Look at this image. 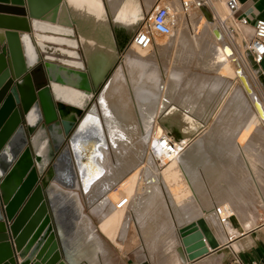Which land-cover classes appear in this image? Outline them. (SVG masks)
Segmentation results:
<instances>
[{"label":"bare ground","instance_id":"obj_1","mask_svg":"<svg viewBox=\"0 0 264 264\" xmlns=\"http://www.w3.org/2000/svg\"><path fill=\"white\" fill-rule=\"evenodd\" d=\"M130 2L126 3L125 0H121V3L120 1L118 3L122 6L118 7L114 0H107L111 20L114 24L123 28L121 20H131L133 4ZM183 4L186 7L188 2H183ZM167 9L169 11V8ZM200 9L203 10L201 7ZM213 10L217 13L214 8ZM206 12L201 11L203 19L197 24V29L201 30V35L198 37H202L207 28H210L211 23L213 24ZM169 15V24H175L177 14L169 13ZM48 18L65 25H74L85 58L90 65H94L91 70L94 87L98 90L106 81L95 103L87 107L89 109L85 113V117L76 130L71 132L66 144L59 151L60 155L58 153V157L55 156V162L53 163L54 158L53 164H50L42 177V185L51 207L63 252L64 241V245L68 244L70 249H73L72 258L76 263L96 264L100 259L98 249L101 242L97 226L101 231L109 232L115 239L120 238L125 241L131 221V226L134 224L140 230L139 233L143 236L142 243L146 245L147 251L161 254L159 261L163 259L169 261L166 252L169 250L173 234L170 233L173 228L166 205L161 200L159 190L154 184L159 176V173L153 174L152 168L157 166L156 154L161 162L166 161L162 165L168 164L166 171L163 172L165 175L169 172L170 167H175L176 172L182 171L185 178L191 184H195L197 177L194 172L197 167L201 166L207 183L212 186L211 194L217 201L224 200L223 195H233L229 187L226 192V190L223 191L220 184V192L218 185L215 184L217 176L221 173L218 171L219 168L215 169L214 167L215 161L212 156L215 151L209 146L211 142L206 137L214 139L219 137L220 139L227 135H237L238 132L247 130L252 119L254 124V118L251 117V119L246 110L244 93L237 88L233 92L231 91L227 100L217 110L218 119L216 118L215 122H212L211 129L205 130L206 134L198 136L188 147L184 140L182 144L185 145L186 150L184 149L185 151L182 153L174 154L179 145H173L174 142L172 144L169 141V150H172V155L167 158L163 156V149H167V146L163 148L160 145L159 137L155 147L150 142V128L157 103L161 97L163 98L162 77L156 69V65L141 58L138 52V49H149L155 36L152 37L149 48L143 49L133 45L136 47L133 53L127 54L123 63L119 64L116 70L114 69L112 76L106 78L116 55L114 38L112 32L107 28V15L102 1L64 0L57 13L48 16ZM218 20L220 21L219 18ZM148 21L149 19L146 21V26ZM119 32L120 30L117 31V37ZM171 33L170 35H173L172 29ZM183 34L181 37L186 36ZM212 35L216 39L223 36L222 32L215 28L212 29ZM166 37L169 38V35ZM169 41L173 43L174 38H169ZM180 45L187 44L180 43ZM242 46L245 44L242 43ZM203 47L205 51L202 50V52L208 54L207 58L213 68L222 72L229 70L232 57L229 55V46L207 44ZM244 60L258 73V69L254 64H251L247 56ZM184 75L185 73L179 74L175 70L173 75L167 77L164 98H170L173 106L179 110H170L165 118L171 116L174 121L181 124L183 132L192 134L198 129L199 119L203 115L205 116L207 107L211 104L215 106L214 108L218 106L217 103L215 105L214 86L219 87L223 83L221 76L219 78L196 76L193 80L186 81L185 85L188 87H181V84L184 85ZM236 75H238L242 89L251 95L250 86L245 76L239 72H236ZM260 82L264 89V76L261 77ZM57 95L79 105L84 103V98L79 93L57 91ZM252 101L256 115L263 119L264 112L261 104L254 97ZM156 111L158 112V110ZM59 115L63 119L73 121H78L81 118L78 119L80 115L78 111L64 107H60ZM164 137L167 136L164 135ZM210 149L213 150L212 154ZM220 150L223 154H231L232 164L229 169L235 170V165L241 166L237 173L245 181L243 174L246 168L244 169L242 166L243 162L237 152L226 145L225 147L221 146ZM169 159H173L170 164ZM141 162L146 164L147 179L145 181L148 182L137 192L136 185L139 175L136 168ZM155 169L157 168L155 167ZM252 180V185L260 195L255 180L253 178ZM243 184L245 183H240V186ZM238 193H240V189ZM219 195L221 198H218ZM193 197L196 196L193 194ZM173 210L177 216L180 209L178 210L174 202ZM221 211L224 213V209ZM126 212L130 216H126ZM220 217L222 218L221 214ZM239 218L240 221L244 220L243 216ZM221 224L225 226L224 221ZM176 252L181 257L180 248H177Z\"/></svg>","mask_w":264,"mask_h":264},{"label":"water","instance_id":"obj_2","mask_svg":"<svg viewBox=\"0 0 264 264\" xmlns=\"http://www.w3.org/2000/svg\"><path fill=\"white\" fill-rule=\"evenodd\" d=\"M63 2L0 0V264H68L42 177L75 127L60 107L82 115L97 89L76 28L48 18ZM255 68L264 76V56ZM57 91L79 93L84 103ZM213 216L178 229L188 261L220 247L219 231L226 240Z\"/></svg>","mask_w":264,"mask_h":264},{"label":"rangeland","instance_id":"obj_3","mask_svg":"<svg viewBox=\"0 0 264 264\" xmlns=\"http://www.w3.org/2000/svg\"><path fill=\"white\" fill-rule=\"evenodd\" d=\"M101 1L104 5L105 12L107 15V28L112 32L116 45V49H115L116 57L113 66L109 72L110 74L109 76H112L113 74L112 72H114V69L116 70L119 64H121L120 62L123 59L124 51L128 52L132 48L129 46L133 45L132 37L134 36V34L137 31L146 28L145 25L146 21L147 19L150 18V14L153 12L154 5H158L160 7H167L169 8L170 14L171 13L173 15L177 14L176 15L177 20L175 24H173L172 22L173 35H169V38L172 37L174 38L177 36L174 43H170L169 38L166 36L154 35L155 37L152 42L153 44L149 49L147 50L138 49L141 58L155 64L156 69L158 70L160 76L162 77L161 86L163 88L162 91L163 98L161 97V99L157 103L158 105L156 110H158V112L155 110V116L150 128V133H151L150 142L151 145H153L154 147L156 145L157 138L166 135L167 138L171 141V143L174 142V145L175 144L179 145L178 150H181L179 153H182L183 151L186 150L185 145L182 144L184 140L186 141L188 147L193 143L194 139H196L200 135L206 134L205 132L211 129V125L213 124L212 122L213 121L215 122L217 118V114H216L217 110L220 108L223 102L227 100L228 94L232 93L233 90L236 88L239 90L241 89L243 91L244 102H245V106L247 107L246 110L250 114V118L251 117L254 118V124H253V119L251 118L252 121L251 124L248 126L247 130L245 129L242 132H238L237 135H227L224 138L220 137V139L219 137L215 139L210 138L208 136L206 137V139H208V141L211 142L209 146L211 148H214L215 151L212 156L215 161L214 167L215 169L219 168L218 171H220L221 173L220 175L217 176V181L215 182V184L218 185L220 192H221L220 190V184H221V188H223V191L226 190L227 192L228 191L227 189L229 187V190L231 189V192L233 193V195L230 196L223 195L224 200L217 201L216 199L218 205L215 204V206H217L218 208L221 207L222 209L223 207L232 208L231 212L228 211L231 214H228L227 211H226L227 214H225V212H224L225 215L221 214L223 216L222 220L224 221V225H225L222 226L223 229H228V230L232 229L233 228L232 224L234 221L237 222L239 225H241L242 222L245 223L247 221V217L241 212V209H244L246 207L247 210L250 212L249 214H251L252 216V219L251 218L248 219L249 225L253 224V226H255L260 223H263L264 195H262L261 193L262 191L259 187L258 180L263 176L261 173L262 171H260V169H264V163H263L264 162L263 161L264 160V117L263 119H261L256 115V112L253 110L252 98L254 97L256 100L259 101V103L262 106V110L264 112V89L262 88L260 82V79L263 75L256 73L257 71L249 67L247 61L245 62L244 60L245 59L244 51H246L245 46L248 45V42L250 41L252 36L251 30L246 28V26H241L240 23H237L238 32L235 38L236 41L235 48L233 49L232 48L233 46H230V43L228 42L229 36L225 35L220 27L221 26L220 21L223 20L226 25H229V20H230L229 14L224 5L225 0H125L126 3L128 1H131L130 3L133 4L132 6L133 10H132L131 20L128 21L125 19L121 20V22H123L124 25L123 28L112 22L110 12L108 9L107 0H104L105 4L103 0ZM114 1L116 3V6L118 7L122 6L120 4L121 0H119L120 3H118L119 2L118 0H114ZM156 1L157 3L154 4ZM182 1L183 2L187 1L190 6L186 4L185 7ZM216 6L219 7L220 11L222 12L221 15L216 14L215 11L213 10V7ZM200 7L204 11L201 10ZM201 11L202 12L207 11L206 13H208L213 24L211 23L210 28L209 27L207 28V30L205 31L202 37H198V35H201V30L199 31V29H197V24L198 21H202L203 19L201 16ZM218 18L220 19V21L218 20ZM214 28L222 32L223 36L221 38H223V43H225L230 47L229 55H232V57L230 59L231 62H230L229 70L226 72L224 71L222 72L213 68L211 66L210 61L207 58L208 54L207 53L204 54L202 52V50L205 51L203 46L208 44L207 41L216 45L222 43V41L217 42V40L212 35V29ZM119 30L120 32L117 37V31ZM182 34L186 35V37L190 36L189 44L180 45V43L178 42L179 39L178 36H181ZM197 38H202V40L201 39L199 40ZM203 41L205 42L202 43ZM242 43H244L245 46H242ZM175 70H177L179 74L185 73L184 82H183L184 85L181 84L180 85L181 87H188V85H185L186 81L188 79L193 80V78L196 76H199L200 78H210L213 76L219 78L221 76L220 78L222 79V83H223L222 85H220L219 87L214 86L215 105L217 103L218 106L214 108L215 106L211 104L207 107L205 116L203 115V117L199 119L200 122L198 129L196 131H193L192 134H187L186 132H183L181 129V124L177 121H174L171 116L165 118L166 114L170 110H179L178 108L173 106V102L171 101L170 98H169L170 100L164 98V96H166L165 87L167 86V82H166L167 77L173 75ZM236 72H239V74L245 76V78L247 79V82L250 86L249 90L251 91V95H248L247 93H245L244 89H242L241 83L238 80V75H236ZM105 82L102 86L99 87L98 90H96L95 92L96 98L94 97L95 99H93L94 101L90 105L95 103L96 99L98 98L99 94L104 88ZM88 109L86 110V112L88 111ZM85 113L83 116L80 115L78 117V119L81 117L78 123L77 121H75V128L73 129V131L76 130L77 126L85 117ZM225 145L228 148L232 147V150L234 152H237V154L241 159V162H243L242 166L244 167V169L246 168L243 174V176L245 177V181L237 173L238 168L241 166L235 165L236 167L235 170L229 169L232 164L231 154L229 153L223 154V152H221L220 150V147L221 146L225 147ZM209 151L212 154L213 150L210 149ZM58 155H60V153ZM58 155L56 156V158L58 157ZM56 158L54 159L53 163L55 162ZM172 160L173 159H169V164L172 162ZM165 162H161L160 164L161 167H159L157 163V166H155L157 169H155V167L152 168H153V174L156 175L159 173V176H157L158 179L156 178L155 183L154 182L153 183L155 184V187H157L159 190L161 200H163L164 204L166 205V210L168 214L170 210L169 206L173 210V202L174 205L178 207V210L180 209L179 212L180 211L182 212L184 209L186 210L188 206H193V204L195 203V201L192 199L194 198L193 194L194 196H196L195 198H204V199H209L211 201L213 200L215 201V199L213 198L214 196L211 194L210 191V188L212 186H209V184L207 183L208 181L204 175L203 168L201 166L197 167L194 172L197 177L196 183L191 184L188 181V179L185 178L182 171H177V172L175 171V167H170L169 172H167L165 175V173L163 172L166 171V167L168 166V164L162 165L165 164ZM136 169L139 175L138 182L136 185V191L139 192V189L143 188L144 185H146V183L148 182L145 181V179H147L146 164H144V162H141ZM250 175L251 177L253 176L252 178L255 180V184L260 190V195H258L257 191L252 185L253 180L250 177ZM240 183H245V184L240 186ZM237 188L240 189V193H238L239 189ZM73 191L76 192L75 190ZM246 194H248L249 196ZM244 196L247 199L246 204L245 203L237 204L233 202L234 198L244 197ZM218 198H221L220 195L218 196ZM188 199L189 201L192 200L193 204L191 205H188L187 203L183 204V201L187 202ZM205 205L209 206L208 208L211 209V205L204 204L203 207L204 210L206 207ZM50 213L51 216L53 217L51 207H50ZM126 216H130L129 213L126 212ZM240 216L244 217L243 221L239 220ZM181 221L183 222V220ZM130 223H131L130 228L128 229L129 231H127L128 234H126L125 241L120 243L116 242L114 239L102 233L99 226H97L98 232L100 233V237L102 238L105 244V248L107 250L108 257L106 258H108L109 260L116 259L117 252H114V249L120 247L121 254L125 256L126 261L130 264L133 263L142 264L141 262H137L135 258L136 259L140 258L143 259L144 261H150V262H146L145 264L166 263L167 261L164 259L159 261V256L161 254H158L157 252L149 253L147 251L146 245L142 243L143 236H141L142 234L139 233L140 230L137 229V227L134 226V224H133L134 227L131 226L132 225L131 221ZM169 246H171V242ZM168 253L169 250L166 252L167 257H169ZM171 253L173 255H176L177 257L175 251Z\"/></svg>","mask_w":264,"mask_h":264},{"label":"crops","instance_id":"obj_4","mask_svg":"<svg viewBox=\"0 0 264 264\" xmlns=\"http://www.w3.org/2000/svg\"><path fill=\"white\" fill-rule=\"evenodd\" d=\"M103 2L105 4L104 0H103ZM238 2L240 5V8L237 11L236 16L239 18H244L246 20L245 26H246V28L251 30V35H252L256 21H263L264 22V0H238ZM156 3H157V1L154 4H156ZM188 5H189V3H188ZM213 8L216 9V12L218 11L216 14L221 15L222 12L220 11L219 7L216 6ZM44 21L48 22L47 20H44ZM55 22L59 23L58 21H55ZM72 27H74V25H72ZM176 37H174V42L176 40ZM178 38H179L178 39L179 43H186V44L190 43L189 42L190 36L189 37L178 36ZM197 39L202 40V38H197ZM216 40H217V42L222 41V43H220L219 45H226L225 43H223V38L216 39ZM77 41H78V45H79V51L81 53V58H82V61L84 63L85 54H84V50H83V47L81 45V42H80L78 36H77ZM204 42L205 41H203L202 43H204ZM114 43H115V41H114ZM207 43L212 44L208 41H207ZM129 47H132V48L128 52L124 51L123 59L126 58L127 54L133 53L134 48H136L133 45H130ZM232 48L234 49V47H232ZM115 49H116V45H115ZM123 59L120 63L123 62ZM109 75L110 74L108 73L106 78ZM95 94H94V97H95ZM94 97H93V99L96 98V97L95 98ZM84 113H83V115H84ZM78 122H79V120L77 121V123ZM260 171H262L261 173L263 176L258 180V183H259V187L262 191L261 193H262V195H264V169H260ZM246 195H248V194H246ZM245 196L244 197H237L239 199L242 198L240 200L237 198H234L233 202L237 203V204L238 203H245L246 204L247 199L245 198ZM213 198L215 199V201L214 200L211 201L209 199H204V198H192L195 201L194 204L192 203V200L189 201V199L187 200V202L183 201V204H186V203L188 205L193 204V206H188L186 208V210L184 209L180 214L178 212L177 216L175 215V213L173 212V210L169 206V208H170L169 220L171 221V225L173 228V230H171L172 232L170 234H172V233L173 234H172L171 239H170L171 246H169V253H168L169 254L168 255L169 261H167L166 263H162V264H264V222L260 223L258 225H255V226H253V224L249 225L248 219L249 218L252 219V216H251V214H249L250 212L247 210V207L244 209H241V212L247 217V221L244 224H241L242 226L234 221L232 224V226H233L232 229H230V230L224 229V231H225L224 235L226 236V240L223 237L222 232L219 231V234H220V237L223 241V244L220 247H218L216 250L210 251L206 255H204V256H202V257H200L194 261H191V262L186 259V257L183 255V253H181V257H179V253L176 252L177 248H181V243H180V239L178 236V229L181 227H185L186 225L191 224L194 220L203 217L205 214H210L211 216H213V214L215 212L214 210H215V208H217V206H215V204L218 205L216 198L215 197H213ZM225 203H227V202H225ZM204 204L211 205V209L208 208L209 206H206L205 210H204V208H203ZM169 205H170V203H169ZM219 209H220V214H224L221 211L222 208L220 207ZM223 209H224L225 214H227L226 211L227 212L232 211L231 207H223ZM230 212H228V214H231ZM230 217H231V215H230ZM181 220H183V222ZM213 220L215 221L214 216H213ZM229 232H231V233H229ZM102 233H104L108 237L114 239L116 242H119V243L123 242L122 240H120V238L115 239L113 236H111V234L109 232L102 231ZM98 235L100 236L99 232H98ZM100 239H101V242H100L99 249H98L100 259H99V262H97L96 264H130L126 261L125 256L123 254H121L120 247H118L117 249H114V252H117V258L116 259L109 260L108 258H106V257H108L107 256V250L105 248V244H104L101 237H100ZM62 245L64 248L66 262L68 264H80V262L76 263L75 260L72 258L73 249H70L71 247H69L68 244L64 245V241H63ZM173 251L176 252L177 257H176V255H173L171 253ZM135 260L137 262H141L142 264H145L146 262H150V261H144L143 259H140V258L139 259L135 258ZM83 264H85V263H83ZM88 264H92V263H88Z\"/></svg>","mask_w":264,"mask_h":264},{"label":"built area","instance_id":"obj_5","mask_svg":"<svg viewBox=\"0 0 264 264\" xmlns=\"http://www.w3.org/2000/svg\"><path fill=\"white\" fill-rule=\"evenodd\" d=\"M225 8L229 14L230 20L229 25H226L222 20L220 21L221 29L223 30L225 35L229 36L228 42L230 46L235 48V38L237 36L238 28L237 23H240L241 26L246 25V20L244 18H239L236 16L237 11L240 8L238 0H225L224 1ZM169 11L166 7H160L158 5H154L152 15L149 18L148 25L145 29L137 31L132 37V44L143 49L149 48L151 45V40L154 35H163L168 36L171 33L172 25L169 24ZM245 56L250 60L251 64L258 66L264 56V22L256 21L253 29V33L250 41L246 47ZM161 139V144L163 148L167 146V149H163V156L170 157L172 155V150H169V139L167 137H159ZM167 139V140H166ZM173 144V143H172ZM174 145V144H173ZM161 146V147H162ZM181 150L175 151L174 154L179 153ZM157 155V156H156ZM156 160L158 161V166L161 167V161L156 154ZM215 213L220 219L222 223L223 220L220 217V209L215 208Z\"/></svg>","mask_w":264,"mask_h":264}]
</instances>
